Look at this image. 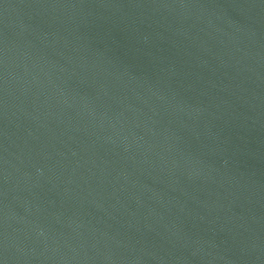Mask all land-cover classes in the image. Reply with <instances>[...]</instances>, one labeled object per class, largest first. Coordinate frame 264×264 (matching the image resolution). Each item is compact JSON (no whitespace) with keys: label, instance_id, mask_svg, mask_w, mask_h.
<instances>
[{"label":"water","instance_id":"water-1","mask_svg":"<svg viewBox=\"0 0 264 264\" xmlns=\"http://www.w3.org/2000/svg\"><path fill=\"white\" fill-rule=\"evenodd\" d=\"M0 264H264V0H0Z\"/></svg>","mask_w":264,"mask_h":264}]
</instances>
